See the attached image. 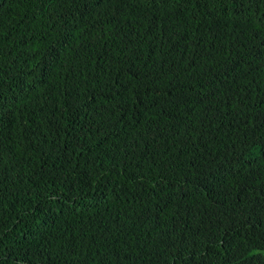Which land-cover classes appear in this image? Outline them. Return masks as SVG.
Masks as SVG:
<instances>
[{
    "label": "trees",
    "instance_id": "1",
    "mask_svg": "<svg viewBox=\"0 0 264 264\" xmlns=\"http://www.w3.org/2000/svg\"><path fill=\"white\" fill-rule=\"evenodd\" d=\"M0 264H264V0H0Z\"/></svg>",
    "mask_w": 264,
    "mask_h": 264
}]
</instances>
